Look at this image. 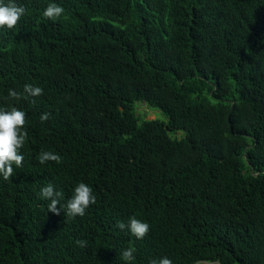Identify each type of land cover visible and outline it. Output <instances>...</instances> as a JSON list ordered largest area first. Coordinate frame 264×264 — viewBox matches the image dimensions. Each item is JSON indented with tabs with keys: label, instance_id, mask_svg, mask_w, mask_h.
<instances>
[{
	"label": "trees",
	"instance_id": "trees-1",
	"mask_svg": "<svg viewBox=\"0 0 264 264\" xmlns=\"http://www.w3.org/2000/svg\"><path fill=\"white\" fill-rule=\"evenodd\" d=\"M49 2L16 0L26 14L0 28V106L27 130L0 177V264H126L129 247L130 264H264V0H55V21ZM26 83L42 94L8 97ZM49 182L96 202L53 213ZM132 216L142 239L116 226Z\"/></svg>",
	"mask_w": 264,
	"mask_h": 264
},
{
	"label": "clouds",
	"instance_id": "clouds-1",
	"mask_svg": "<svg viewBox=\"0 0 264 264\" xmlns=\"http://www.w3.org/2000/svg\"><path fill=\"white\" fill-rule=\"evenodd\" d=\"M65 9L55 0H51L42 15L55 21L59 18ZM26 14L24 6L17 4L16 0H0V28H13L18 21ZM43 89L31 83H26L22 91L15 89L8 90V97L16 102L21 98L36 97L41 95ZM49 113L41 114L40 119L45 121L49 118ZM26 112L17 108L14 104L7 107L0 106V177L4 180L10 179L16 168H20L24 161V155L21 148L27 139ZM43 164L48 161L60 162L61 156L53 151H41L38 157ZM39 195L42 199L48 201V210L59 214L61 210L69 216H83L91 204L96 202V195L93 188L85 182H79L73 190V194L66 202H63L62 191L52 182L47 183L40 189ZM59 205V207H57ZM116 226L119 229H127L137 239H142L149 231V224L146 221L129 217L127 223L117 221ZM83 244L84 241H77ZM134 249L125 248L121 255L126 264L135 260ZM149 264H172V261L163 257L159 261L152 259Z\"/></svg>",
	"mask_w": 264,
	"mask_h": 264
},
{
	"label": "rangeland",
	"instance_id": "rangeland-1",
	"mask_svg": "<svg viewBox=\"0 0 264 264\" xmlns=\"http://www.w3.org/2000/svg\"><path fill=\"white\" fill-rule=\"evenodd\" d=\"M135 108H136L137 114L146 119H154V118L162 119L164 117L163 113L159 109L155 107H151L142 101L135 102ZM181 134L182 133L178 131L176 132L175 135L181 136Z\"/></svg>",
	"mask_w": 264,
	"mask_h": 264
}]
</instances>
